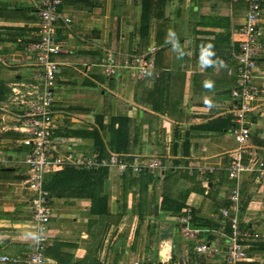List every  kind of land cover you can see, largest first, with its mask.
<instances>
[{"label": "crops", "instance_id": "crops-1", "mask_svg": "<svg viewBox=\"0 0 264 264\" xmlns=\"http://www.w3.org/2000/svg\"><path fill=\"white\" fill-rule=\"evenodd\" d=\"M39 1L0 0V255L9 258L31 250L36 228L22 185L21 160L29 150L20 128L23 106L10 101L8 85L36 76ZM143 1L60 0L57 7L70 21L54 22L59 50L50 55L58 69L51 155L63 164L43 179L51 211L43 231L48 264H158L167 255L226 264L230 228L221 209L232 211L227 195L234 187L239 224L251 233L238 238L247 257L235 264H264V186L253 170L227 176L236 147L228 71L235 70V30L245 4L151 0L145 9ZM260 8L253 77L259 91L250 101L244 163L264 162V0ZM153 47V68L136 79L121 70L105 76L97 65L106 53L119 60ZM108 153L154 158L160 175L86 166ZM173 172L193 178L201 190L183 201L164 200L163 180ZM187 213L199 230L193 237L180 231L179 218ZM200 242L215 251L194 254Z\"/></svg>", "mask_w": 264, "mask_h": 264}, {"label": "built area", "instance_id": "built-area-1", "mask_svg": "<svg viewBox=\"0 0 264 264\" xmlns=\"http://www.w3.org/2000/svg\"><path fill=\"white\" fill-rule=\"evenodd\" d=\"M245 4V15L243 23L235 32L239 36L237 50L233 54L235 62L233 75L234 83L229 89L232 126L230 128L236 147L233 150L227 168V176L231 179L237 177L239 172L253 170L260 184L264 186V162L261 160H249L244 163L242 154L245 153V143L249 135V112L251 111L250 101L255 98L259 89L253 82L256 60L259 54L258 40L261 35L259 21L261 18L260 0H242ZM60 0H40L37 7V39L33 44L35 51L36 76L29 82H11L9 87L10 101L23 106L20 115V128L27 133L28 137L24 143L29 150L24 154L21 163L26 168L25 178L22 185L27 190V201L31 220L35 223L34 244L29 252L21 259L19 257L9 258L0 255V262L15 264L22 261L23 264H48L49 260L44 255L45 235L44 229L51 216L48 205V189L43 185L44 175L53 168L63 164L59 156H52L51 152L55 145L53 136V98L55 88V74L57 63L50 58L52 53L59 50L56 40L54 22L61 19L66 26L70 19L58 12ZM155 48H150L145 53H132L116 60L111 53H106L98 66L101 67L105 76L117 73L119 70L126 72L131 79L142 77L153 68ZM88 167H114L123 172L130 170L133 173H148L160 175L161 165L154 158L139 159L136 156L108 153L95 159L86 160ZM231 202L232 211L221 209L222 217L228 221L230 232L226 235L224 244V262L235 264L246 259V253L238 242L239 237L251 235L248 228L240 226L237 211L238 190L232 188L227 195ZM190 215L179 218L181 223L180 231L184 237H193L199 230L189 225ZM215 248L205 242H200L193 248L194 254L214 252ZM159 264H199L197 261L175 260L168 257H161Z\"/></svg>", "mask_w": 264, "mask_h": 264}, {"label": "trees", "instance_id": "trees-1", "mask_svg": "<svg viewBox=\"0 0 264 264\" xmlns=\"http://www.w3.org/2000/svg\"><path fill=\"white\" fill-rule=\"evenodd\" d=\"M151 0H144L145 9L149 6ZM158 43V42H157ZM164 50V48H161ZM179 190H182L180 192ZM201 187L193 178L183 177L178 172L167 175L163 180L162 195L164 200H181L183 201L189 191H200ZM179 193H182L180 195ZM50 249V248H48ZM48 249L45 251L48 254Z\"/></svg>", "mask_w": 264, "mask_h": 264}, {"label": "water", "instance_id": "water-1", "mask_svg": "<svg viewBox=\"0 0 264 264\" xmlns=\"http://www.w3.org/2000/svg\"><path fill=\"white\" fill-rule=\"evenodd\" d=\"M167 236H168L167 232L165 230H163L162 234H161V237H167ZM158 264H159V262H158Z\"/></svg>", "mask_w": 264, "mask_h": 264}]
</instances>
